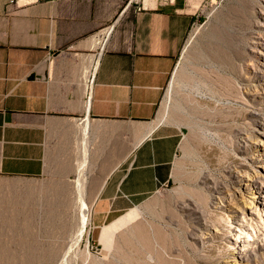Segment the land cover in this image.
Returning <instances> with one entry per match:
<instances>
[{
	"label": "crops",
	"instance_id": "obj_1",
	"mask_svg": "<svg viewBox=\"0 0 264 264\" xmlns=\"http://www.w3.org/2000/svg\"><path fill=\"white\" fill-rule=\"evenodd\" d=\"M31 1L0 0V177L48 180L74 195L46 206L112 223L174 182L183 131L158 109L199 7Z\"/></svg>",
	"mask_w": 264,
	"mask_h": 264
},
{
	"label": "rangeland",
	"instance_id": "obj_2",
	"mask_svg": "<svg viewBox=\"0 0 264 264\" xmlns=\"http://www.w3.org/2000/svg\"><path fill=\"white\" fill-rule=\"evenodd\" d=\"M187 1L158 109L183 131L173 184L81 233L84 208L46 206L73 192L0 177V264H264V0Z\"/></svg>",
	"mask_w": 264,
	"mask_h": 264
},
{
	"label": "bare ground",
	"instance_id": "obj_3",
	"mask_svg": "<svg viewBox=\"0 0 264 264\" xmlns=\"http://www.w3.org/2000/svg\"><path fill=\"white\" fill-rule=\"evenodd\" d=\"M258 45H260V43H258ZM257 71L260 72V70H258V69H257ZM263 78H264V76H263V75H260L257 79L260 81V80H262ZM258 80H257V81H258ZM255 88H257L256 85H255ZM255 90H258V89H255ZM79 194H80V195L78 196L79 199H80V200L83 199V197H82L83 194H81V192H80ZM223 199H224V198H223ZM77 205H78V204H77ZM78 206H79V205H78ZM80 207H81V206H80ZM75 208H76V207H75ZM82 208L85 209V213H84V216H83V224H82L83 227L80 229V232H81V233L84 232V231H83V230H84V227L87 225V222H88L89 217H90V215H91V209H90V207H85V206H83V207H81V209H82ZM231 212H232V210H231ZM134 216H135L134 214H130V219H133ZM80 220H81V219H80ZM80 220H79V221H80ZM125 221H126V220L124 219V220H123V223H125ZM78 234H79V233H78ZM82 236H83V234H82ZM238 237H239V236H237V238H238ZM79 238H80V237H79ZM79 238H78V239H79ZM78 239H77V240H78Z\"/></svg>",
	"mask_w": 264,
	"mask_h": 264
},
{
	"label": "built area",
	"instance_id": "obj_4",
	"mask_svg": "<svg viewBox=\"0 0 264 264\" xmlns=\"http://www.w3.org/2000/svg\"><path fill=\"white\" fill-rule=\"evenodd\" d=\"M25 4H29V3H31V2H33V1H31V0H22ZM38 1V0H37ZM110 31L111 30H109V31H107L106 33H104V34H102L101 36H100V38H99V40H98V42L100 43V44H102V46L106 43V41L108 40V38H109V35H110ZM89 94H90V92H89ZM88 94V97H87V103L89 102V100H90V95Z\"/></svg>",
	"mask_w": 264,
	"mask_h": 264
}]
</instances>
